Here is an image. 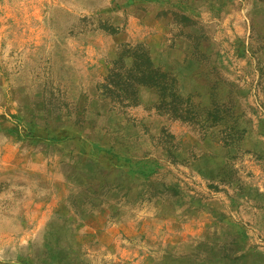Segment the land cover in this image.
<instances>
[{"label": "rangeland", "instance_id": "1", "mask_svg": "<svg viewBox=\"0 0 264 264\" xmlns=\"http://www.w3.org/2000/svg\"><path fill=\"white\" fill-rule=\"evenodd\" d=\"M122 43L189 118L98 99ZM260 71L264 0H0V264H264Z\"/></svg>", "mask_w": 264, "mask_h": 264}, {"label": "trees", "instance_id": "2", "mask_svg": "<svg viewBox=\"0 0 264 264\" xmlns=\"http://www.w3.org/2000/svg\"><path fill=\"white\" fill-rule=\"evenodd\" d=\"M99 27L109 30L105 25ZM258 84L264 94V71H260ZM142 89H147L155 95L156 101L153 107L156 110L168 112L175 118H189L182 111L174 77L153 64L149 51L143 43H122L118 47L116 58L110 61L102 81L95 85L97 97L108 105L109 110L124 111L127 107L138 105L139 93ZM205 119H210L214 125H222L223 128L220 129L222 135L219 140L223 144H229L228 142L232 140L231 130L234 127L230 125L231 115L228 114V110L221 113L219 105L212 103ZM76 121L74 117L73 122ZM73 202L74 209L81 208L85 203V201L77 203L74 198Z\"/></svg>", "mask_w": 264, "mask_h": 264}]
</instances>
